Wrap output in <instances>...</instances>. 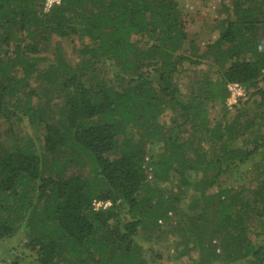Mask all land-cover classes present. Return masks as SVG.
Returning a JSON list of instances; mask_svg holds the SVG:
<instances>
[{"label":"trees","instance_id":"obj_1","mask_svg":"<svg viewBox=\"0 0 264 264\" xmlns=\"http://www.w3.org/2000/svg\"><path fill=\"white\" fill-rule=\"evenodd\" d=\"M44 4L0 0V120L13 127L26 119L42 144L0 143V240L22 225L37 264H148L135 238L142 233L152 240L180 202L159 184L175 172L188 186L193 172L204 177L194 184L200 198L192 209L200 215L193 230L180 227L196 235L186 238L183 253L198 250L205 264H264V246L248 236L264 217V167L252 200H244L242 187L206 194L219 187L230 163H245L256 151L232 148L242 136L240 116L229 122L223 115L211 126L207 106L224 105L229 84L255 90L258 107L264 106V90L258 89L264 77V0H231L223 7L218 38L202 53L187 38L176 0H60L47 12ZM71 36L83 43L75 64L65 61L58 42L51 47L53 37ZM50 49L51 58L39 56ZM208 57L218 79L204 80L183 101L175 83L179 67L199 66ZM100 63L112 67V82L97 79ZM33 77L61 97L57 122L47 119L42 106L34 107ZM170 109L181 122L162 126L160 118ZM186 133L191 140H181ZM147 141L161 144L162 152L149 157ZM254 145L264 156V136ZM75 167L77 173L69 174ZM98 201L110 205L95 210ZM215 240L218 245L208 244Z\"/></svg>","mask_w":264,"mask_h":264},{"label":"rangeland","instance_id":"obj_2","mask_svg":"<svg viewBox=\"0 0 264 264\" xmlns=\"http://www.w3.org/2000/svg\"><path fill=\"white\" fill-rule=\"evenodd\" d=\"M181 9L182 19L185 22V31L188 40L192 41L195 46L199 47L200 53L204 52L206 45L212 43L218 38L219 23L225 19L226 15L223 7H230L231 0H176ZM44 5V12H47ZM138 39V38H134ZM58 45L61 49V54L66 62L75 64L79 61L76 51L82 48V42L78 38L71 36L69 39H58L53 37L51 44L53 46ZM82 43V44H81ZM86 43V41L84 42ZM12 46V45H11ZM53 49L46 54L41 53L39 56H48L51 58ZM189 52V44H185L182 53L187 54ZM10 56V55H9ZM51 60V59H49ZM98 77L97 79H105L106 81H113V69L110 65L100 63L97 65ZM179 73V77L175 79L177 82V88L181 92V99L187 100L191 91L199 92L201 89V83L206 80L216 81L219 77L217 65L211 57H208L199 66L183 65ZM17 69V68H16ZM18 72L16 76H20ZM152 80L157 83V75L149 72ZM31 88L38 93V97L32 98L34 107L42 106L47 111V119L51 122H57L60 118L59 107L62 103L61 97L58 93H55L54 88L46 89L39 81L33 77L30 80ZM241 87V86H240ZM258 89L264 90V77H262L258 83ZM227 90L229 98L224 105H221L219 101H212L207 106L208 115L211 121V126L216 122H222L223 115H226L227 121H232L236 116H240V128L242 130V136L237 139L235 145L232 148L242 151L256 150L255 153L249 157L244 163L234 162L230 163L228 171L220 178L219 187L208 188L206 194H214L221 188L232 187L236 191L240 188H244L243 198L244 200L253 199V190L259 185L260 179L257 178V173L264 167V156L262 149H255L254 142L257 138L264 136V106L258 107L259 97L252 95L255 90H246L241 87L242 93L240 96H231L228 86ZM54 92L50 101H47L49 93ZM46 106V107H45ZM48 106V108H47ZM172 120H178L177 114L172 110H167L160 118L161 125L169 126ZM22 122L19 125L13 123L10 125L3 119L0 120V143L5 145H11L13 142L19 140L31 139L35 147L41 146V139L31 128L26 119H21ZM12 122H15L14 120ZM252 122L253 128H246V125ZM12 127L11 137H8V129ZM10 130V129H9ZM132 130V129H130ZM132 135L133 131H128ZM13 134V137H12ZM176 134V131L174 132ZM138 136L133 137V142H138ZM191 133H186L182 136L181 140H191ZM145 149L147 155L153 156L156 153H160L161 144H152L147 141ZM207 146V145H206ZM118 150V149H117ZM119 154V151L111 153L110 159H114ZM192 156V154H191ZM79 169L77 167L70 169L68 172L77 173ZM189 176V180L192 184L188 186L180 183V178L177 173H169V179L159 184V189L168 192L173 196H178L180 202L176 205V211L171 212V217L168 216V224L163 230H159L154 234V237L149 242L145 239V235L140 233L135 241L142 249V253L147 260L148 264H205L202 254L198 251H191L187 254L183 253L188 241L196 235L191 232L188 235L185 231H181L182 224H186L187 228L193 230V220H197L200 215L199 210L192 209L195 207L196 202L199 200L200 195L195 189L194 184L201 182L204 177L202 173H193ZM153 179L148 176V181L152 182ZM258 182V183H257ZM249 192V193H248ZM251 192V193H250ZM188 208L190 209L188 211ZM5 216V214H2ZM163 224V223H162ZM254 228H251L248 236L256 246H264V217L256 220ZM28 230L23 228L22 225L17 233L9 238L0 240V264H10L12 261H18L20 264H37L35 262V251L26 248L28 241ZM218 241H212V245H218ZM216 253H220V250L216 248ZM210 264H225L223 261H212ZM236 264H245L243 262Z\"/></svg>","mask_w":264,"mask_h":264},{"label":"built area","instance_id":"obj_3","mask_svg":"<svg viewBox=\"0 0 264 264\" xmlns=\"http://www.w3.org/2000/svg\"><path fill=\"white\" fill-rule=\"evenodd\" d=\"M60 0H45V8L46 10H49L52 6L59 5ZM229 92L231 93V96L238 95L240 96L242 93L241 87L238 84H229L228 85ZM110 205L109 202H94L93 207L95 210L98 209H105Z\"/></svg>","mask_w":264,"mask_h":264}]
</instances>
